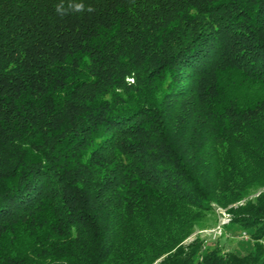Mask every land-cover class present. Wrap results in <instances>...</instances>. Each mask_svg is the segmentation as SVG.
I'll list each match as a JSON object with an SVG mask.
<instances>
[{"label":"trees","instance_id":"obj_1","mask_svg":"<svg viewBox=\"0 0 264 264\" xmlns=\"http://www.w3.org/2000/svg\"><path fill=\"white\" fill-rule=\"evenodd\" d=\"M261 188L264 0H0V264H264Z\"/></svg>","mask_w":264,"mask_h":264},{"label":"rangeland","instance_id":"obj_2","mask_svg":"<svg viewBox=\"0 0 264 264\" xmlns=\"http://www.w3.org/2000/svg\"><path fill=\"white\" fill-rule=\"evenodd\" d=\"M260 193H264V188L254 192L250 198L256 197ZM222 210L223 208L213 204L206 220L194 229L193 234L185 241V244L191 242L194 238H199L203 241L204 246L218 241L224 252L232 251L242 254L247 251L251 247L248 234L226 229L229 222H226ZM242 233L245 234V237L242 236ZM154 264H157V262Z\"/></svg>","mask_w":264,"mask_h":264},{"label":"bare ground","instance_id":"obj_3","mask_svg":"<svg viewBox=\"0 0 264 264\" xmlns=\"http://www.w3.org/2000/svg\"><path fill=\"white\" fill-rule=\"evenodd\" d=\"M222 211H224L223 213H224V217L226 218V222H227V218H228V222H229V214L226 212V209H223Z\"/></svg>","mask_w":264,"mask_h":264},{"label":"built area","instance_id":"obj_4","mask_svg":"<svg viewBox=\"0 0 264 264\" xmlns=\"http://www.w3.org/2000/svg\"><path fill=\"white\" fill-rule=\"evenodd\" d=\"M227 222H228V218H227ZM242 236H243V237H245V234H244V233H242Z\"/></svg>","mask_w":264,"mask_h":264}]
</instances>
